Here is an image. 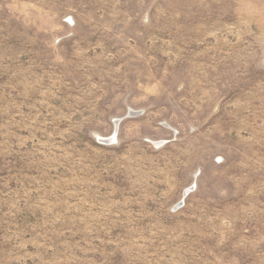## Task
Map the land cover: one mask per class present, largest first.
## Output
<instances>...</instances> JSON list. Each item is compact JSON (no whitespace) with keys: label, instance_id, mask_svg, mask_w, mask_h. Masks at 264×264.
I'll return each instance as SVG.
<instances>
[{"label":"rangeland","instance_id":"rangeland-1","mask_svg":"<svg viewBox=\"0 0 264 264\" xmlns=\"http://www.w3.org/2000/svg\"><path fill=\"white\" fill-rule=\"evenodd\" d=\"M0 264H264V0H0Z\"/></svg>","mask_w":264,"mask_h":264}]
</instances>
